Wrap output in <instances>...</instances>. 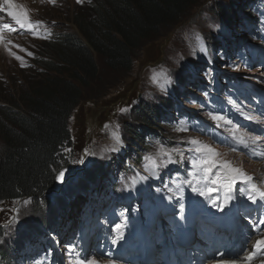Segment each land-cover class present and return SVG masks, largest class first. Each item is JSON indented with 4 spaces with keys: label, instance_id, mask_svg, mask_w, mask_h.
I'll use <instances>...</instances> for the list:
<instances>
[{
    "label": "rangeland",
    "instance_id": "1",
    "mask_svg": "<svg viewBox=\"0 0 264 264\" xmlns=\"http://www.w3.org/2000/svg\"><path fill=\"white\" fill-rule=\"evenodd\" d=\"M74 1L76 0H54L53 3H50L49 0H12L15 7L11 8L10 11L19 12L21 7L26 9L32 23L37 25L32 29L21 28L15 24L11 17L7 15L10 9L9 5L5 3V0L0 1L7 6L2 5L3 9L0 8V25L6 24L9 26V28L0 29V37H2L0 39V105L6 104L7 99H12L17 103L16 101L25 91H32L40 84L42 85L44 79L49 74L46 64L54 56L52 52L54 45L46 42L48 38L46 35L51 29L57 33H73V30L77 31L74 25L71 26L69 24V19L72 18V13L75 11V7L69 4ZM95 1L88 0V3H86L87 1L81 0L80 5L85 11L86 9H90ZM253 2L254 0H195V4L177 24L162 30L157 36L144 42L133 52V64L129 71L111 72L98 60L97 80L95 79V81L88 85L87 89L82 90L81 101L74 109L69 121L72 145L66 148V158L69 159V163L73 162V169L81 170L77 176L82 172L88 171L90 167H94L97 161H104L106 154L112 159L107 165L106 171L110 170L115 174V169L118 170L117 164L122 158L116 157L115 154L109 151V148L111 145H114L113 150L120 151L122 147L119 144H114L115 141L110 142V138H108L105 131L129 121L131 111L134 107L139 106L140 102L149 108H152V105H154L166 110L169 107L161 105L162 103L170 100L171 106L172 104L177 106L180 103L175 99L179 98L181 101V97L185 100L186 90L189 91L188 93H192L195 87L205 86L203 84L205 82L204 72H217L216 66L212 64L215 63L213 48L217 46L216 39L220 35L224 20L231 18L228 10L233 5V12L237 17V27L232 37H229L228 42L231 43L230 47L234 48L236 46L237 49L239 47L243 49L244 45H249V25L253 22V15L246 9ZM78 11H82V9L78 8ZM37 22L40 23L37 24ZM197 44H203L206 47V50L202 52V60L198 61L204 62L199 72L202 74L196 76V81L185 82L184 86H180V78L193 79L194 76H189L188 74L181 75L178 62L186 65L185 62H188V60L194 61L195 55L199 57L200 53L196 51V48H198ZM224 45L226 43L221 46ZM198 62L193 65H197ZM224 64L225 62H222L218 67L223 72H229V74L238 79H243L246 76L250 84L256 85L255 81L258 75L255 69H251V74H247V71L245 73L242 72V69L238 66V62H234V66L231 69L222 68ZM162 71H166L164 76L161 74ZM62 75L67 76L64 71H62ZM210 82L213 87L211 98L213 103L216 104L219 101L218 95L223 94L226 88L223 87L222 90H217L221 85L219 81ZM171 85L173 88L168 89ZM167 89L170 94L175 93V96L168 97L163 94ZM186 102L187 100L182 101L179 109L175 107L174 111L167 114L175 118L178 123L182 120L184 113L192 116L197 114L195 112L197 110L196 106ZM207 102H209L208 99L206 100ZM121 109L125 111H121ZM208 109L209 112L206 110L203 112L206 114L205 118L213 121L210 119L208 113L218 115L219 112L215 108L213 110L211 108ZM175 111L176 113L173 115ZM165 121H168V119ZM191 121L194 122L193 120ZM183 139H191V137L187 135ZM125 144L128 146L129 142ZM131 147L132 145L128 149ZM141 148L139 146L137 149L140 150ZM216 151L220 153V156L215 158L217 162L222 165L225 162H230V167L213 169L214 174H210L213 182L227 184L229 175L237 176L236 173L230 171V168L234 167L241 169L243 173L253 178L252 182H257L261 188H264V164L256 165L249 163L241 159L237 154L229 153L223 149H217ZM89 157H92L90 161H88ZM145 167L146 171L144 173L148 182H151L152 175L149 174L153 171L154 167L147 163ZM186 168L187 172H190L189 168ZM133 169L139 172L137 168L133 167ZM161 169L162 167L155 169L154 173H157ZM193 171L195 172L196 170L193 169ZM200 173L202 172H198L195 178H198ZM117 178L118 176H116ZM102 181H104V178H102ZM195 182L197 180L186 175L180 183L182 185L189 184L190 192H193L192 188ZM153 185L155 186L152 190L154 204L162 211L163 218L174 220V209L169 203V196H176L174 189H171L167 183H164V189L166 190L161 188L158 182H153ZM21 204L19 203L14 206L13 203H0V223H6L14 214H19L22 208L16 209L15 207ZM124 210L126 211L127 208ZM31 213L34 217L38 216L35 212ZM55 213L58 215L57 211ZM128 213L129 210L124 215ZM42 215L44 217V214ZM133 216L135 221L139 219V216L134 212ZM33 221L35 222V220ZM155 221L156 218L150 214V216L142 217L137 224L130 219L123 225H128L131 229H134L138 234L137 238H142L145 223L149 222L150 225V223ZM116 222H119V220ZM89 224L90 222L87 221L86 225L88 226ZM157 226L159 229L161 226L160 221H157ZM96 227L93 225L92 231ZM120 227V224H116L111 226V229L114 230ZM77 228L76 225H69L66 229L61 228L62 232L58 231L53 238V244L51 246L48 245L50 251L54 253V256L58 258L61 264L69 263L68 261L73 258V250L76 249L79 253L81 247L85 245L81 243L78 235L79 229ZM100 242L102 243V239H100ZM134 242L136 243L137 240L135 239ZM68 244L74 248L70 249V245L68 246ZM33 245L31 243V247ZM65 245L67 246L65 247ZM95 245L88 243L86 247H93V259L103 262L104 259L97 253L99 246H97V243Z\"/></svg>",
    "mask_w": 264,
    "mask_h": 264
},
{
    "label": "trees",
    "instance_id": "2",
    "mask_svg": "<svg viewBox=\"0 0 264 264\" xmlns=\"http://www.w3.org/2000/svg\"><path fill=\"white\" fill-rule=\"evenodd\" d=\"M194 4L195 0H96L90 9L78 11L72 18L78 34L64 33L53 44L54 56L46 64L49 74L42 85L25 91L17 103L7 99L0 105V203L26 199L36 210L46 205V196L61 181L56 176L64 172L63 180L70 170L69 121L82 90L97 80L98 60L111 72L129 71L133 52L177 24ZM233 8L215 49L228 41L229 32H235ZM261 8L264 0L250 12L258 15ZM131 120L122 130L133 141H141L138 134L158 124L154 109L142 103L131 111ZM3 234L0 227V264H10L7 254L11 257L15 251H3L8 247Z\"/></svg>",
    "mask_w": 264,
    "mask_h": 264
},
{
    "label": "snow or ice",
    "instance_id": "3",
    "mask_svg": "<svg viewBox=\"0 0 264 264\" xmlns=\"http://www.w3.org/2000/svg\"><path fill=\"white\" fill-rule=\"evenodd\" d=\"M50 3H53L54 0H49ZM77 3H80L81 0H76ZM5 3H7L9 5V8H14L15 5L12 3V0H5ZM7 15L9 17H11V19L15 22V24L19 25V27L21 28H35L37 25L33 24L32 21L29 18L28 15V11L24 8H20L19 12L16 11H8ZM40 22H37V24H39ZM3 28H9L8 25H0V29ZM0 39H2V37H0ZM23 66V65H22ZM121 111H125L124 109H121ZM209 117L211 120H213L214 122H220L223 121L225 124H231L232 122L229 120H226L223 116L221 115H217L214 113H208ZM249 119H251V117H247ZM217 126H219V123H217ZM107 127V126H106ZM181 131H187L188 128H182L179 129ZM239 131L238 129H233L232 131V139L234 141H236L237 143L244 145L245 147H247V141L244 139L245 134L244 133H240L239 136L236 135V132ZM255 139H259V137H256ZM117 142L118 139H117ZM187 143L189 145H191L192 147L189 149L191 151H194V153L196 154V158L192 159L190 161L191 167L193 169H195V172L189 173V175L195 176L197 175L198 172H203L205 175H210V174H214L213 173V169H218L220 167H230V162H225L223 165H219L217 163V160L215 158L220 156V153L217 152L212 146L211 144L208 143H204L203 141L196 139V138H191L187 141ZM234 150V149H231ZM87 154V153H86ZM157 155L159 156H164L167 157V159L165 161H161L162 163H172L174 162L172 160V155L170 152L166 151L163 148H160L157 152ZM146 160H149L153 165H156V161L151 158V157H145ZM230 171L232 173H236L239 176L243 177L245 182L250 184V195L248 196V199L255 202L256 201V197L259 196L260 199L264 200V190H261L255 183H251L253 178L251 176H247L245 173H243V171L241 169L238 168H230ZM64 176V172H60L57 176L56 179L58 181L62 180ZM226 190L230 191L232 184L231 182H229L226 186ZM193 191H197L196 188H193ZM200 195H204V192L201 191L199 193ZM28 201H25V204H27ZM213 206L217 207L220 210H223V205L216 203L215 201H213ZM260 223H264V220H261ZM264 248V239L262 240H257L255 245H254V249L256 250H260ZM256 250L252 251L247 257L246 259L248 261H251L253 258H255L257 252ZM76 264H95V262L93 260H77Z\"/></svg>",
    "mask_w": 264,
    "mask_h": 264
},
{
    "label": "bare ground",
    "instance_id": "4",
    "mask_svg": "<svg viewBox=\"0 0 264 264\" xmlns=\"http://www.w3.org/2000/svg\"><path fill=\"white\" fill-rule=\"evenodd\" d=\"M0 8L1 9H3V6L2 5H0ZM262 63V62H261ZM235 94H236V91H233ZM173 94H175V93H172L171 95H173ZM218 95V94H217ZM223 94H221V95H218V97L220 98L221 96H222ZM206 107L207 108H211L212 110L215 108V110L216 111H218L217 109H216V107H215V104L213 103V102H211L210 100H209V102H207L206 103ZM167 110H169V109H166V110H164V111H167ZM167 122L168 121H165L164 122V127H162L161 129H158L157 130V132L158 131H165L166 133H167V131L165 130V129H167V130H173V129H175V128H173V124H170V125H166L167 124ZM181 122V121H180ZM180 122H179V124H180ZM213 122L214 121H209V119H206V118H204V119H199V121H198V125L202 128V129H208V128H210V127H212L213 126ZM168 128H173V129H168ZM155 130V129H154ZM138 136H141V137H143L144 135H143V132H141V133H139L138 134ZM119 141V140H118ZM206 143H208V144H211V145H213V142L212 141H207ZM114 144H119V142H117V139L115 140V142H114ZM114 146V145H113ZM133 147V149L135 150L134 152H132V156L133 157H136V152H138L139 150L137 149L138 147H139V145H135V146H132ZM133 149H132V151H133ZM133 157H131V158H133ZM144 166H145V164H144ZM164 167H162V169L161 170H159L157 173L158 174H162L163 176H166L167 177V179L169 180V181H177L178 179H180V178H183V176L181 175V174H179V173H176V172H165L164 171ZM146 171V167L144 168V172ZM132 172H135V170H133ZM143 185V184H142ZM189 185V184H188ZM138 190L140 191V190H142V187H139L138 188ZM180 202H181V200H178L177 198H173V197H169V203H170V205L173 207V209H174V214H175V217L177 218L178 216H179V212H180V209H181V204H180ZM159 217H160V215H158ZM227 219H229V218H227ZM66 264H70V263H66ZM264 264V263H263Z\"/></svg>",
    "mask_w": 264,
    "mask_h": 264
}]
</instances>
